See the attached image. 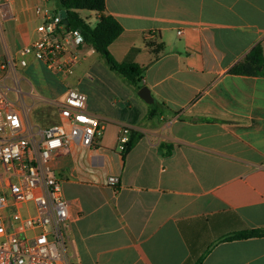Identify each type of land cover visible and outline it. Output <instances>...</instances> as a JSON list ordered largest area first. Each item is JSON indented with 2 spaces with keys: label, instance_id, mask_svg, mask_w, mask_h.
Masks as SVG:
<instances>
[{
  "label": "crops",
  "instance_id": "obj_1",
  "mask_svg": "<svg viewBox=\"0 0 264 264\" xmlns=\"http://www.w3.org/2000/svg\"><path fill=\"white\" fill-rule=\"evenodd\" d=\"M50 1L0 0V65L37 37L42 14L55 12ZM104 3L103 15L122 27L109 52L122 62L138 50L153 102L122 79L113 86L126 89L120 107L87 98L103 127L96 148L75 145L53 162L70 203L65 264H264V238L223 240L264 229V0ZM83 12L94 27L98 14ZM256 46L263 75L230 74ZM80 54L73 73L96 53L86 45ZM39 65L28 57L16 74L27 79ZM8 80L16 75L0 69L5 95L16 93ZM25 96L14 104L28 115ZM121 128L128 140L139 136L127 153L117 147Z\"/></svg>",
  "mask_w": 264,
  "mask_h": 264
},
{
  "label": "built area",
  "instance_id": "obj_2",
  "mask_svg": "<svg viewBox=\"0 0 264 264\" xmlns=\"http://www.w3.org/2000/svg\"><path fill=\"white\" fill-rule=\"evenodd\" d=\"M41 15V9H36ZM57 12H45L36 27L37 37L8 58L0 69L16 75L31 57L57 80L70 76L86 46L79 30L67 29ZM14 91H21L16 81ZM58 106L59 123L41 129L30 123L23 108L0 90V264H65L70 203L63 197L53 162L73 146L96 148L103 127L87 110L86 95L67 88ZM50 101V102H52ZM128 130L117 135L118 150L128 143ZM116 186L118 179L109 177Z\"/></svg>",
  "mask_w": 264,
  "mask_h": 264
},
{
  "label": "rangeland",
  "instance_id": "obj_3",
  "mask_svg": "<svg viewBox=\"0 0 264 264\" xmlns=\"http://www.w3.org/2000/svg\"><path fill=\"white\" fill-rule=\"evenodd\" d=\"M48 7L51 11H55L57 3L50 1ZM87 14L94 16L95 13L83 12L82 16ZM88 21L92 26L96 24L94 17ZM82 64L83 66L79 67V70L62 81L57 80L42 65H39L38 70L32 72V76H28L27 79L16 74L15 83L17 81L21 92L26 94L24 102L27 106L28 119L32 125L47 129L59 123L58 106L52 100L59 101L65 88H75L83 93L86 92L89 104L90 102L96 104L109 100L111 104L120 107L118 103L127 99L121 95L126 91L125 87L118 90L113 87L116 86L115 82L121 85L123 79L110 71L97 54L88 57ZM15 83L11 80L7 81L11 88ZM125 85L128 83L126 82ZM130 87L134 88V91L136 90L132 85ZM6 98L11 103H16V93L7 92ZM43 100L45 103L42 102Z\"/></svg>",
  "mask_w": 264,
  "mask_h": 264
},
{
  "label": "trees",
  "instance_id": "obj_4",
  "mask_svg": "<svg viewBox=\"0 0 264 264\" xmlns=\"http://www.w3.org/2000/svg\"><path fill=\"white\" fill-rule=\"evenodd\" d=\"M57 3V13L60 10L66 11L67 29H77L82 34L86 45L90 46L94 52L105 62L109 70L117 74L128 84L134 86L138 91L142 86V73L144 68L133 61L137 49L129 51L122 62H117L109 52L110 44L116 40L122 33V27L119 23L108 15H103L105 11L104 0H52ZM78 11H90L98 14V22L91 27L79 15ZM146 45L158 54L163 50V44L154 45L147 42ZM230 74L245 76L263 75V57L259 46L254 47L241 61L236 63L230 70ZM139 136H134L126 144L127 153L135 144ZM250 238H264V229H244L235 232L223 240H241ZM201 260L197 264H200Z\"/></svg>",
  "mask_w": 264,
  "mask_h": 264
},
{
  "label": "water",
  "instance_id": "obj_5",
  "mask_svg": "<svg viewBox=\"0 0 264 264\" xmlns=\"http://www.w3.org/2000/svg\"><path fill=\"white\" fill-rule=\"evenodd\" d=\"M58 13L60 14V16L63 18V22L65 25L68 24V21L66 19V11L65 10H60L58 11ZM138 97L143 100L145 103L147 104H151L153 102L152 100V97L150 95V91L148 90V88L146 87H141L139 90H138V93H137Z\"/></svg>",
  "mask_w": 264,
  "mask_h": 264
}]
</instances>
